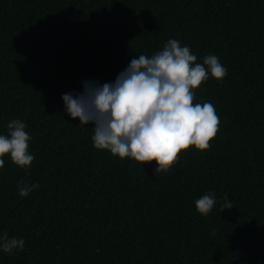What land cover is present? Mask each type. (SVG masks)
<instances>
[{
    "label": "trees",
    "instance_id": "obj_1",
    "mask_svg": "<svg viewBox=\"0 0 264 264\" xmlns=\"http://www.w3.org/2000/svg\"><path fill=\"white\" fill-rule=\"evenodd\" d=\"M169 39L228 74L194 90L219 117L210 148L156 177L155 161L96 149L62 95L113 82ZM13 119L34 160L3 157L0 233L25 245L0 264H264V0H0V134ZM21 179L39 188L22 197ZM209 192L205 216L195 201Z\"/></svg>",
    "mask_w": 264,
    "mask_h": 264
},
{
    "label": "clouds",
    "instance_id": "obj_2",
    "mask_svg": "<svg viewBox=\"0 0 264 264\" xmlns=\"http://www.w3.org/2000/svg\"><path fill=\"white\" fill-rule=\"evenodd\" d=\"M196 61L189 46L169 39L151 57L140 54L132 58L113 82L83 81L82 93L63 94L65 111L73 119L79 118L80 124L94 125L91 139L96 149L141 164L155 161L154 174L158 177L179 161L182 150L191 146L208 150L219 131L214 105L194 103V90L209 79V74L222 80L227 69L214 54L204 56L202 63ZM25 129L22 120L13 119L7 124V134H0V168L6 155L19 167L31 165V136ZM17 185L22 197L39 188V184L29 185L23 179ZM223 199L221 212L233 207L226 195ZM215 204L211 192L195 201L196 210L205 216ZM24 245V239L9 236L7 231L0 233L4 253L23 251Z\"/></svg>",
    "mask_w": 264,
    "mask_h": 264
}]
</instances>
